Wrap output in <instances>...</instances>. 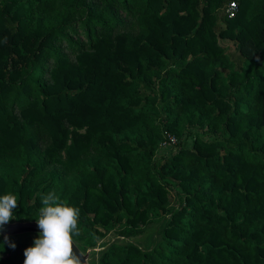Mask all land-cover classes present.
Masks as SVG:
<instances>
[{
    "label": "trees",
    "instance_id": "16d2710c",
    "mask_svg": "<svg viewBox=\"0 0 264 264\" xmlns=\"http://www.w3.org/2000/svg\"><path fill=\"white\" fill-rule=\"evenodd\" d=\"M229 1L0 0L12 220L54 191L80 249L122 237L91 264H264V0ZM36 236L0 235V264Z\"/></svg>",
    "mask_w": 264,
    "mask_h": 264
},
{
    "label": "clouds",
    "instance_id": "9594fccd",
    "mask_svg": "<svg viewBox=\"0 0 264 264\" xmlns=\"http://www.w3.org/2000/svg\"><path fill=\"white\" fill-rule=\"evenodd\" d=\"M41 202L43 206L36 218L40 231L32 246L25 248L23 264H82L74 251V238L80 235L79 209L60 202L54 191L43 196ZM17 206L15 195L0 196V227L14 219L13 210ZM4 243L15 248L7 235L4 236Z\"/></svg>",
    "mask_w": 264,
    "mask_h": 264
},
{
    "label": "water",
    "instance_id": "95a60500",
    "mask_svg": "<svg viewBox=\"0 0 264 264\" xmlns=\"http://www.w3.org/2000/svg\"><path fill=\"white\" fill-rule=\"evenodd\" d=\"M40 229L37 227L36 220H26V221H16L12 220L6 225L0 227V235L4 237L5 235L17 236L25 234L39 233ZM120 236H113L111 238H102L97 241L94 245L88 246L83 250L75 244L74 251L80 257L83 264H91V260L94 257L99 256L109 245L121 240Z\"/></svg>",
    "mask_w": 264,
    "mask_h": 264
},
{
    "label": "rangeland",
    "instance_id": "374dc122",
    "mask_svg": "<svg viewBox=\"0 0 264 264\" xmlns=\"http://www.w3.org/2000/svg\"><path fill=\"white\" fill-rule=\"evenodd\" d=\"M221 44L227 45L225 42H221ZM188 143L190 142L189 139H187ZM174 148L173 144L170 142H166L165 144L158 145L156 149V156L167 154L170 150ZM172 202H170V206H172ZM164 221V218L162 219H154L150 223L144 225L141 229V232L137 235L133 236L132 239L140 242L144 247H146L149 243V241L155 237L159 238V235L155 233V230L157 226ZM113 235V232H110L106 235V238H111Z\"/></svg>",
    "mask_w": 264,
    "mask_h": 264
},
{
    "label": "built area",
    "instance_id": "2783aa9c",
    "mask_svg": "<svg viewBox=\"0 0 264 264\" xmlns=\"http://www.w3.org/2000/svg\"><path fill=\"white\" fill-rule=\"evenodd\" d=\"M235 11H236V3L233 0L229 1L223 9V12L227 15V17L232 16L235 13Z\"/></svg>",
    "mask_w": 264,
    "mask_h": 264
}]
</instances>
